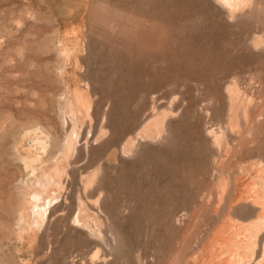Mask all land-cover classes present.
<instances>
[{"label": "rangeland", "instance_id": "obj_1", "mask_svg": "<svg viewBox=\"0 0 264 264\" xmlns=\"http://www.w3.org/2000/svg\"><path fill=\"white\" fill-rule=\"evenodd\" d=\"M253 2L232 15L217 0H0V264H203L218 230L256 219L234 194L264 166ZM161 112L168 134L139 140ZM57 168L50 209L65 207L40 221L30 179Z\"/></svg>", "mask_w": 264, "mask_h": 264}, {"label": "bare ground", "instance_id": "obj_2", "mask_svg": "<svg viewBox=\"0 0 264 264\" xmlns=\"http://www.w3.org/2000/svg\"><path fill=\"white\" fill-rule=\"evenodd\" d=\"M254 0H217V2L220 4V6L228 9V12L232 15H234L233 13L236 12V10L238 9H243L244 6L249 7L251 9H254V11H257V9L259 7H257V9H255L254 7L252 8L251 6V2H253ZM256 2V0H255ZM261 2H259L260 4ZM257 3L254 4V6H257L256 5ZM258 4V5H259ZM262 5V4H261ZM260 5V6H261ZM262 9L260 8L258 11H261ZM264 10V9H263ZM255 15L257 16L256 12H254ZM261 13V12H260ZM258 12V16L260 14ZM231 15V16H232ZM255 16V17H256ZM257 16V17H258ZM261 16V15H260ZM230 17V16H229ZM113 28V27H112ZM257 36L256 35V41L258 40L257 39ZM259 37V36H258ZM263 38L262 35H260V38L261 39ZM264 41V40H263ZM262 43V41H261ZM264 43V42H263ZM259 46H256L258 47V49H262L263 45L261 44H258ZM261 46V47H260ZM264 49V48H263ZM256 50V49H255ZM235 80V79H234ZM233 81V80H232ZM234 82V81H233ZM231 82V83H233ZM236 82V81H235ZM240 82V81H239ZM231 90V89H230ZM238 90V89H237ZM236 88H232V90L230 91L232 93V95L237 92ZM70 97V95H69ZM86 97L87 95L86 94H78L76 91L72 92V95H71V98H70V111H69V114L71 116V118L73 119H84L86 115L90 114V106L87 104L86 102ZM68 99V98H67ZM159 101V100H158ZM232 101V100H231ZM235 102V101H234ZM261 105V101H259ZM229 105V104H228ZM237 106V105H236ZM240 106V105H239ZM244 106V104H243ZM246 106V105H245ZM257 106V105H256ZM235 106H233V109H234ZM245 109V107H243ZM262 109H260L259 111V114L260 112H262L263 108L261 106ZM258 111V110H257ZM246 112H248V110L246 109ZM256 111H254V114H255ZM245 113V112H244ZM154 114V113H153ZM262 114V113H261ZM168 115V114H167ZM241 115H242V112H241ZM248 115V114H247ZM249 115H250V112H249ZM258 115V114H256ZM150 116V117H149ZM148 117H146V120L148 123L147 125L145 126L144 130H142L140 133H139V140L140 139H143L145 137H148L151 139H154L156 141L155 138H159L160 136H162L166 131H168V128H167V123H166V118H169L168 116H166V113L164 112H161V113H155V115L152 116L149 115ZM152 116V117H151ZM251 116V115H250ZM255 116V115H254ZM260 116V115H259ZM258 116V117H259ZM66 118V117H65ZM69 118V117H68ZM250 119V120H249ZM249 123H244L243 122V126L241 127H244V132H246V135L248 132L252 131L251 130V124H250V121H254V120H251L252 118H249ZM255 119V118H254ZM231 120V119H230ZM256 120H258L256 118ZM81 122V120H80ZM255 123H258V122H255ZM253 125V124H252ZM254 126V125H253ZM252 126V127H253ZM223 127V126H222ZM221 127V128H222ZM232 127V126H231ZM167 128V130L165 131V129ZM225 129V128H224ZM79 130V129H77ZM228 130V129H226ZM241 131V130H240ZM74 133V132H73ZM72 133V134H73ZM78 133V132H77ZM81 133V132H80ZM75 134V133H74ZM74 134L72 136V139H70L68 142H67V152L70 153L71 150H74L75 149V146H76V139L77 137L74 139ZM168 133L166 132V135ZM165 135V136H166ZM216 136V135H215ZM236 136V135H235ZM214 137V136H213ZM162 138V137H160ZM159 138V139H160ZM158 139V140H159ZM138 140V139H137ZM141 140V141H143ZM215 140L218 142L219 141V137L216 136ZM140 141V142H141ZM145 141V140H144ZM143 141V142H144ZM152 141V140H151ZM166 141V140H165ZM139 142V141H137ZM139 142V143H140ZM149 142V141H148ZM216 142V143H217ZM142 144V142H141ZM241 144V143H240ZM218 145V144H217ZM220 145V144H219ZM138 144H136V141L132 140L131 142H128L125 146H124V151L126 153H129V155L132 153L134 154L135 151H137L138 149ZM240 146V145H239ZM238 146V147H239ZM218 147V146H217ZM137 149V150H136ZM68 155V154H67ZM254 161V160H253ZM264 163V160L262 161ZM247 163V162H246ZM262 163V164H263ZM255 164V163H254ZM261 165V164H259ZM255 166V165H254ZM244 167V166H243ZM253 167V166H251ZM61 168V167H60ZM255 168V167H253ZM259 169L256 171V174L251 177V179L249 181H242V180H237L238 181V184L237 186L235 187L234 186V194H235V198H242L244 199V203H242L240 205V207H243V210L244 208H252V210H254L255 212V217L256 218L255 220H252L250 221L249 223L248 222H244V223H241V222H234L233 221H229L226 225H231V229L228 231V230H225V227L222 225V227H224L223 229L221 230H218V235L210 242V244L207 246V259L203 262V264H243L242 261H243V257L244 255L246 256L245 258L249 257L248 254H249V250L252 248L253 249V252H251L250 254H254L252 258L249 257V259H252L254 261V264H264V166H259L258 167ZM252 169V168H251ZM256 169V168H255ZM249 170V169H248ZM247 170V172H249ZM254 170V169H253ZM245 171V170H244ZM252 172H250L251 174ZM249 174V173H248ZM35 175V174H34ZM237 175V174H236ZM36 176V175H35ZM34 176V177H35ZM38 176V175H37ZM239 176V175H238ZM33 177V179H34ZM58 177H59V170L58 168L57 169H54L53 171H51V173H48L46 175V179H42V180H48V183L47 185H45L41 180V178H36V180L33 181V179H30L31 181V184H32V187L34 188V190H38V191H41L42 195H38L37 192H32V199L34 202H36V204L38 205V211H37V215L39 218L40 221L44 220L48 213L49 214H52V213H55V212H59L61 210V207H63V205L61 206H57V207H54L53 209H50V204L52 203V201L55 199L52 197V186L55 184H57L58 182ZM236 177V176H235ZM96 174H93V176L89 177L87 182L88 183H92L91 185H93V182L96 180ZM222 178V177H221ZM242 179V178H241ZM53 180V181H52ZM221 181V179H220ZM225 181V180H224ZM235 181H236V178H235ZM233 183V182H232ZM236 183V182H235ZM29 184V182H28ZM60 185V183H58ZM62 184V182H61ZM225 184V183H224ZM58 185V186H59ZM63 185V184H62ZM61 185V186H62ZM90 185V186H91ZM223 185V184H222ZM229 185V184H228ZM57 186V185H56ZM90 186H87V187H90ZM63 187V186H62ZM224 187V186H223ZM232 186H230L231 188ZM57 190V189H56ZM225 190V188H224ZM228 190V189H227ZM230 190V189H229ZM228 190V192H230ZM232 190H233V187H232ZM83 191V190H82ZM55 192V191H54ZM225 192V191H224ZM232 192V191H231ZM227 193V191H226ZM54 194H57V193H54ZM232 194V193H231ZM230 194V195H231ZM229 195V197H231ZM234 195H232V197L230 199L233 198ZM228 197V198H229ZM53 198V199H52ZM224 201V200H223ZM240 201V200H239ZM230 202V201H229ZM241 202V201H240ZM236 204V203H235ZM65 207V206H64ZM63 207V208H64ZM236 207V206H235ZM62 208V210H63ZM83 210H85V212H88L87 209H85V207L83 206L82 207ZM233 208V207H232ZM238 208V206L236 207ZM241 209V208H240ZM35 210V209H34ZM248 209H245L244 211H247ZM242 211V210H241ZM35 212V211H34ZM52 212V213H51ZM99 212V211H98ZM237 212V210H236ZM243 212V211H242ZM249 212V210H248ZM82 213V212H81ZM233 213V212H232ZM231 213V214H232ZM246 214V212H244ZM225 215V214H224ZM236 215H239V214H236ZM234 216V214H233ZM242 216V215H241ZM245 216V215H244ZM235 217V216H234ZM94 218V217H93ZM233 218V217H232ZM86 219V217H85ZM84 219V214L83 215H78V223L80 224L81 228H88L90 229V227H92V229L90 230H94L93 232H96L93 225L91 226V224L93 223V219H92V215H91V221L90 218H88V223L87 221ZM234 219V218H233ZM239 219V218H238ZM237 219V220H238ZM243 219H246V218H243ZM242 219V220H243ZM96 220V218H94V221ZM229 220V219H228ZM227 220V221H228ZM236 220V219H235ZM75 221V220H74ZM98 221V220H97ZM196 221V220H195ZM225 220V222H227ZM241 221V220H240ZM248 221V220H247ZM105 222V221H104ZM91 223V224H90ZM99 223V222H98ZM90 224V225H89ZM95 224V223H93ZM101 225V224H100ZM99 225V226H100ZM97 226V225H96ZM95 226V227H96ZM98 226V227H99ZM192 227V226H191ZM100 228H98L97 230H99ZM228 229V228H227ZM89 230V231H90ZM117 231V230H116ZM87 232V231H86ZM102 232V231H101ZM117 233V232H116ZM93 234V233H92ZM99 234V232H98ZM104 236V235H103ZM234 236V237H233ZM233 238V239H232ZM103 239V238H102ZM218 239V240H216ZM230 239H232V242L230 243ZM236 241V242H234ZM244 242L247 243V245L249 247H251L249 250H247L248 254H246V250H244L245 248V244ZM257 243L260 244V246H262L260 249H258V251H255L256 250V247H257ZM204 244V243H203ZM245 251V253H244ZM244 253V254H243ZM249 254V255H250ZM205 254H203L204 256ZM243 256V257H242ZM262 256V258H261ZM242 257V258H241ZM244 258V259H245ZM261 258V259H260ZM197 259V258H196ZM195 259V262L197 261ZM188 260V259H187ZM191 260V259H190ZM189 260V261H190ZM199 260V258H198ZM192 261V260H191ZM188 262V261H187ZM194 262V260L192 261ZM191 262V263H192ZM202 263V262H201ZM246 263V262H245Z\"/></svg>", "mask_w": 264, "mask_h": 264}]
</instances>
